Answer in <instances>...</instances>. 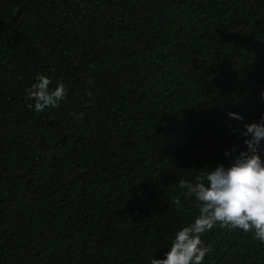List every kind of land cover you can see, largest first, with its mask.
Masks as SVG:
<instances>
[{
    "label": "trees",
    "instance_id": "obj_1",
    "mask_svg": "<svg viewBox=\"0 0 264 264\" xmlns=\"http://www.w3.org/2000/svg\"><path fill=\"white\" fill-rule=\"evenodd\" d=\"M37 75L58 107H27ZM262 93L264 0H0V264L162 258ZM253 235L217 224L203 264H264Z\"/></svg>",
    "mask_w": 264,
    "mask_h": 264
},
{
    "label": "clouds",
    "instance_id": "obj_2",
    "mask_svg": "<svg viewBox=\"0 0 264 264\" xmlns=\"http://www.w3.org/2000/svg\"><path fill=\"white\" fill-rule=\"evenodd\" d=\"M36 81L26 89L27 98L34 101L27 105L29 109L43 112L47 107H58L66 98L64 83L50 88L52 81L46 75H37ZM229 116L243 119L231 112ZM78 118L82 119V114ZM244 127L241 135L246 138L247 148L233 158L230 166H217L203 178L198 177L195 183L179 181V188L186 190V197L197 202L198 215L191 224L175 233L163 257H153L150 264H203L210 249L203 246L201 237L217 224L229 230L251 232L254 239L264 243V158L260 151L264 141V116L260 122ZM173 203L179 211L180 200Z\"/></svg>",
    "mask_w": 264,
    "mask_h": 264
}]
</instances>
